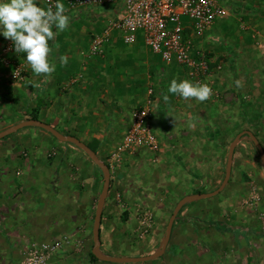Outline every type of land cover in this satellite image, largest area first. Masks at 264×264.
<instances>
[{
    "label": "crops",
    "instance_id": "1",
    "mask_svg": "<svg viewBox=\"0 0 264 264\" xmlns=\"http://www.w3.org/2000/svg\"><path fill=\"white\" fill-rule=\"evenodd\" d=\"M67 1L60 0L71 23L55 38L56 50L51 57L56 63L54 73L48 77L34 74L24 54L14 51L8 55L11 66L0 64V118L10 111V129L37 116L38 121L64 137H75L91 150L95 148L111 173L100 230L101 251L117 258L148 257L154 252L131 247L134 236L130 231L140 227L141 213L149 209L156 222L154 246L160 243L172 208L179 203V151L211 143L217 146L221 155L212 163L213 170L208 159L199 162L182 156L184 162L198 161L194 173L189 168L184 172L192 180L220 181L224 176V181L228 163L223 155L225 144L250 132L264 150V0H220L227 17L194 37V49L209 55L214 63L210 79L213 94L204 102L167 93L173 78L196 81L177 63L169 66L161 56L153 54L142 33L133 45H125L122 35L114 33L103 55L90 57L92 37L102 33L120 12L116 8L71 11ZM44 2L38 0L41 7ZM8 42L12 41L0 36V54ZM61 56L68 57L66 65L60 63ZM14 64L27 68L26 82L11 81ZM150 89L156 99L153 128L159 149L140 150L139 157L120 154L118 149L133 114L145 103ZM165 94L169 96L167 102L162 99ZM255 149L248 136L241 139L230 181L234 176L239 182L251 174L262 176L263 163ZM82 152L34 127L0 141V264H21L30 243L48 244L74 235L83 227L87 230L95 220L94 202L100 198L104 178L94 163L95 167L82 166L87 158ZM52 153L55 154L50 159ZM19 170L22 172L18 174ZM224 206L231 208L233 204L225 201ZM190 211L187 207L181 216ZM178 222L179 219L173 232ZM216 223L217 227L209 226L217 230L223 227L224 232L238 230ZM185 230L194 242L195 228L187 226ZM169 246L161 258L168 256ZM62 255L52 264H112L94 262L90 257L77 258L72 249ZM161 258L144 264H160Z\"/></svg>",
    "mask_w": 264,
    "mask_h": 264
},
{
    "label": "built area",
    "instance_id": "2",
    "mask_svg": "<svg viewBox=\"0 0 264 264\" xmlns=\"http://www.w3.org/2000/svg\"><path fill=\"white\" fill-rule=\"evenodd\" d=\"M55 2L45 0L44 8L54 6ZM67 6L71 11L116 8L120 12L118 18L107 23L102 33L92 37L90 57L103 55L114 33L122 35L125 45H133L138 34L142 33L147 48L161 56L165 64L170 66L177 63L188 70L189 76L196 82L210 85L214 63L209 55L194 49L193 40L227 17V9L220 0H68ZM13 51L12 42H8L0 54V64L11 66L13 63L8 55ZM13 66L11 81L26 82L27 68L21 64ZM155 116L156 99L154 90L150 89L145 103L133 114L132 123L118 149L120 154L133 155L138 150L158 151L159 143L153 130ZM151 227L152 215L145 213L140 223L142 235L148 234ZM70 245L71 239L68 237L49 244L32 242L21 264H49L53 257Z\"/></svg>",
    "mask_w": 264,
    "mask_h": 264
},
{
    "label": "rangeland",
    "instance_id": "3",
    "mask_svg": "<svg viewBox=\"0 0 264 264\" xmlns=\"http://www.w3.org/2000/svg\"><path fill=\"white\" fill-rule=\"evenodd\" d=\"M185 22L188 21L185 20ZM9 112H7V115L3 114L0 118V133L8 130L9 123L7 118L10 117ZM34 129L41 131L37 127H34ZM184 131L186 132L187 130ZM124 137L125 135L122 138L120 146ZM216 142H219V140L216 139ZM230 146V143L225 144V150L223 151L225 159H228ZM139 151H136L133 155L139 157ZM82 153L87 157L85 158L86 163L83 161L82 166L86 164L95 167L87 154ZM54 154L52 153L50 155V159L53 158L52 156ZM179 155L181 156L179 165L180 178L178 183L179 202L185 197L200 194V191L212 193L219 189L223 183L224 176H222V180L220 179V181H213L211 179L209 181H198L189 179L186 176L187 172H184V169L189 168V172L194 173L196 171L195 169L198 168L195 165L198 161L184 162V159L188 160L189 157L198 159L200 160L199 162L208 159L210 161V169L213 170L214 166L212 163L221 155V151L217 146L211 143L208 147L192 148L185 152L179 151ZM256 155L258 159L259 157L261 158L260 153L257 151ZM22 156H24L23 153ZM262 165L260 164L262 176L251 174V177L247 176V180L244 182H239L237 176H234L233 180L229 182L230 185L227 190L221 196L212 199H203L186 205L182 213L187 207L191 211L184 214L185 217L181 216V213L177 218L179 222L174 229L175 232H173L169 246V254L166 258L164 257L158 260V262L160 261V264H264V167ZM85 168L86 166H84ZM20 172L22 171L19 170L18 174ZM98 198L94 202V206H97ZM225 201H229L233 206L231 208L225 207ZM176 206L172 208L171 216ZM145 213L152 215V227L149 233L145 235H142L140 227L130 231L131 237L134 236V243L131 247L134 250H147L148 253L154 252L156 254L165 237L167 224L161 232L159 238L160 243L154 246L155 215L151 210L145 209V212L141 213L142 219ZM211 222L224 223L236 227L238 230L224 232L222 230L223 227L217 230L214 229L215 227L209 226ZM187 226L195 228L194 233L197 234L195 235L197 239L194 242L187 235L189 232L185 230ZM93 227L94 221L91 222L87 230L86 227H83L74 235L64 236L71 239V245L64 251L67 252V250L72 249L76 253L77 258H91L90 255L94 247L92 236ZM194 233L191 232V234ZM64 251H61L59 256L53 257L49 264H52L55 259L63 258L64 255L62 254Z\"/></svg>",
    "mask_w": 264,
    "mask_h": 264
},
{
    "label": "clouds",
    "instance_id": "4",
    "mask_svg": "<svg viewBox=\"0 0 264 264\" xmlns=\"http://www.w3.org/2000/svg\"><path fill=\"white\" fill-rule=\"evenodd\" d=\"M71 17L66 13L60 0L54 6L41 7L38 0H0V36L12 41L15 53L24 54V58L36 75L50 76L56 71L52 54L56 50L55 38L68 29ZM60 63L66 65L67 56H61ZM240 86V82H235ZM167 93L188 100H208L213 90L207 83L192 82L188 79L173 78ZM167 102L169 96L163 95Z\"/></svg>",
    "mask_w": 264,
    "mask_h": 264
},
{
    "label": "water",
    "instance_id": "5",
    "mask_svg": "<svg viewBox=\"0 0 264 264\" xmlns=\"http://www.w3.org/2000/svg\"><path fill=\"white\" fill-rule=\"evenodd\" d=\"M29 127H37L39 129H42V130L46 131L47 133L51 134L53 137H55L58 141H60L62 143H70V144L75 145L76 147L83 150L89 156V158L92 160V162L95 165H97L99 167V169L101 170L103 178H104V185H103L102 193H101L100 198L98 200L96 214H95L94 227H93L94 247L92 250V254L97 258V260L104 262V263H112V264L145 263V262H150V261L157 260V259L163 257L164 254L166 253L167 248L169 246V243L171 241L174 224L178 218L179 213L183 209V207L188 205V204H191V203L203 200V199L214 198V197L220 195L225 190V188L227 187V185L229 184V181L231 179L235 150H236L239 142L241 141V139L244 136H248L250 138V140L252 141V143L254 144V146L256 147V149L259 151L260 156H261V160H262V163L264 166V150H263L262 146L260 145V143L258 142V140L256 139V137L250 132H244V133L238 135V137L235 139V141L230 146L226 175H225V179H224L222 185L219 187L218 190H216L212 193L197 194V195L188 196V197H185L184 199H182L178 203V205L176 206V208H175V210H174V212L170 218V221L168 223V226L166 229V234H165V237L161 243L160 249L156 254L148 256V257H142V258L110 257V256L104 255L101 251L102 243H101V236H100L103 210L105 207V203H106V200H107V197L109 194L110 184H111V173H110L109 167L105 163L100 161L97 154L93 150H91L87 145L82 143L77 138L72 137V136L64 137L63 135H61L58 131H56L51 126L46 125V124H44L38 120L26 121V122H23L21 124L14 126V127H11L8 130L1 132L0 133V141L11 136V135H13L14 133H16L22 129L29 128Z\"/></svg>",
    "mask_w": 264,
    "mask_h": 264
},
{
    "label": "trees",
    "instance_id": "6",
    "mask_svg": "<svg viewBox=\"0 0 264 264\" xmlns=\"http://www.w3.org/2000/svg\"><path fill=\"white\" fill-rule=\"evenodd\" d=\"M213 67V66H212ZM32 118V120H38V117L37 116H32L31 117ZM246 137V136H245ZM92 150L94 151V152H96L97 150L95 149V148H92ZM258 153H259V151L257 150V149H255ZM184 209V208H183ZM182 209V210H183ZM182 210H181V212L179 213V215L182 213ZM179 215H178V217H179ZM211 225H213V226H215V227H217L218 226V223H216V222H211L210 223ZM91 259L94 261V262H99V260H97V258L91 253Z\"/></svg>",
    "mask_w": 264,
    "mask_h": 264
}]
</instances>
